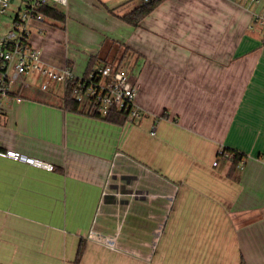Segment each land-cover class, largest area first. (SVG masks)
<instances>
[{
  "label": "crops",
  "instance_id": "1",
  "mask_svg": "<svg viewBox=\"0 0 264 264\" xmlns=\"http://www.w3.org/2000/svg\"><path fill=\"white\" fill-rule=\"evenodd\" d=\"M67 1L64 24L31 30L42 62L80 77L106 40L127 47L144 116L116 124L67 110L65 87L13 85L0 149L54 168L0 156V264H73L82 239L80 264H264L261 5L163 0L133 26L119 15L143 1L98 0L84 30Z\"/></svg>",
  "mask_w": 264,
  "mask_h": 264
},
{
  "label": "built area",
  "instance_id": "2",
  "mask_svg": "<svg viewBox=\"0 0 264 264\" xmlns=\"http://www.w3.org/2000/svg\"><path fill=\"white\" fill-rule=\"evenodd\" d=\"M12 1L0 0V13H7ZM251 1L261 5L260 9L253 13V18L264 29V3L261 4L262 0ZM19 2L13 18V28L0 36V124L7 111L4 100L13 95L11 90L14 84H24L23 75L28 71H36L42 76L63 81L65 88L71 82L73 96L90 113L97 112L106 116L112 109L125 110L130 121L144 116L136 105V83L128 66H120L115 62L78 77L69 66L58 69L42 62L40 49L31 42V30L35 27L42 31L39 23L48 19L41 12V8L46 5L64 6L67 5V0H19ZM222 155L231 157V154L225 151ZM0 156L47 170L54 168L51 163L15 149H0ZM213 164L217 165V161Z\"/></svg>",
  "mask_w": 264,
  "mask_h": 264
},
{
  "label": "trees",
  "instance_id": "3",
  "mask_svg": "<svg viewBox=\"0 0 264 264\" xmlns=\"http://www.w3.org/2000/svg\"><path fill=\"white\" fill-rule=\"evenodd\" d=\"M163 0H149L148 2H142L140 5L136 6L132 10L128 12H124L119 15L122 20L133 25L138 26L141 21L154 9L156 8ZM110 12H113L112 9H109ZM41 12H43L47 18H52L58 21L61 24H64L66 21V13L61 10L57 6L46 5L41 8ZM104 47L101 49L100 53L96 56H92L90 58L87 70L84 75L89 74V72L104 67L107 64H113L118 62L121 66L127 59L128 56V48L124 47V50L119 54L120 45H114V42L106 40L104 42ZM73 84L69 82L67 87L65 88V97H64V107L72 112L76 111H84V105L80 104L76 98L73 96ZM89 113V112H88ZM95 117H101L105 120L116 123V124H124L128 120V113L125 110L112 109L106 116L99 115V113H89ZM223 151H227L231 154V159L233 164H239L242 161L243 154L234 150L223 149L219 154H222ZM85 250V242L82 239L77 250L76 258L73 264H80L81 258L84 254Z\"/></svg>",
  "mask_w": 264,
  "mask_h": 264
},
{
  "label": "rangeland",
  "instance_id": "4",
  "mask_svg": "<svg viewBox=\"0 0 264 264\" xmlns=\"http://www.w3.org/2000/svg\"><path fill=\"white\" fill-rule=\"evenodd\" d=\"M142 1V0H141ZM139 0H135V3L131 4L129 8L134 7ZM19 0H13L11 3V6L9 8V11L5 14L0 13V36L6 34L8 30L13 28V18L16 14V11L19 7ZM62 9H65L64 12L67 13L66 8L64 6H59ZM101 8L100 1L98 0H78V2H75V8L73 10V16H71V19L69 18L68 20L71 23V26H76L80 29H88L91 28L89 25V20L92 18H97L96 16L99 15V11ZM122 10L128 11L130 9L123 8ZM67 18H68V13H67ZM60 25L58 21L48 18L46 19L45 22L39 23V26L43 29L42 31L39 30H34L32 35H42L45 33H48V31L52 28V26ZM88 27V28H87ZM36 32V33H35ZM73 36H76V33L73 34ZM62 41V44L59 43V41H55V45H62L67 47L71 52L78 50V47L76 45H73V43H64L62 38H56V40ZM123 51V48H120L119 54ZM125 67L129 65H124ZM23 79H26V81L32 85L33 83H38L40 87L45 85L46 87V92H56V96L60 99V96L63 97V92H64V87L65 84L63 81H57L53 80L51 78H48L46 76H42L36 71H28L24 73Z\"/></svg>",
  "mask_w": 264,
  "mask_h": 264
},
{
  "label": "bare ground",
  "instance_id": "5",
  "mask_svg": "<svg viewBox=\"0 0 264 264\" xmlns=\"http://www.w3.org/2000/svg\"><path fill=\"white\" fill-rule=\"evenodd\" d=\"M143 1V0H142Z\"/></svg>",
  "mask_w": 264,
  "mask_h": 264
}]
</instances>
